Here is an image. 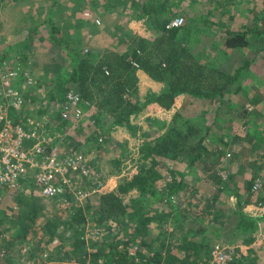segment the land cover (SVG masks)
I'll return each instance as SVG.
<instances>
[{"label": "rangeland", "instance_id": "1", "mask_svg": "<svg viewBox=\"0 0 264 264\" xmlns=\"http://www.w3.org/2000/svg\"><path fill=\"white\" fill-rule=\"evenodd\" d=\"M143 1L150 3L146 11L141 8ZM139 14L141 16L137 17ZM179 17L184 18L183 26L190 29L188 45L200 61L210 62L230 72H235L250 61L249 70L243 71L234 90L225 96L229 98L225 106H232L240 113L250 111L253 113L250 117H254L247 125L241 117L228 116L226 119L221 116V121L214 124L213 131L208 135L207 145L215 152L221 150L224 153L220 160L223 167L221 171L223 179L231 183L223 192L213 194V189L210 192L209 184L189 170L184 162L166 160L173 172L162 176L160 181L169 184L173 180H182L177 203L187 211L189 208V220L191 217L195 219L187 221L186 226L177 232L187 240L204 244V256L217 243H221L236 247V259L241 256L238 258L241 259L240 263L236 264H258L254 261L257 256L263 264L264 218L258 222V229L252 232L234 229L236 226L230 221L229 213L237 200L244 204L247 215L256 217L264 211V50L261 52L262 57L257 54L264 46V33L261 31H264V0H0V71L6 69L18 72L19 75L8 82L24 99L21 109H8L9 120L27 123L30 117L44 119V131L51 137L55 148L62 153L80 151L89 158L93 177L79 178L74 184L83 190L99 183L102 185V189L95 194L79 201L72 198V193V196L44 198L29 179L22 181L24 191L20 192V199L15 198L16 193L6 190L7 196L0 216L6 221V226H14L13 231L18 237L13 240L14 248L11 249L16 252L12 255L15 262L24 259L23 249L32 254L31 248L35 250L37 247L29 239V230L25 237L22 236L32 203L31 194L46 199H38L40 211L45 214L38 228L42 227L43 232L46 231L43 227L48 222V213H55L60 218L58 233L47 242L43 251L39 250H46V254H49L64 236H68L69 229H66L63 220L73 211L75 204L85 200L98 203L100 192L109 190L106 188L108 179L115 181L117 185L111 191L117 192L118 186L125 180L150 166L151 155L144 153V145L160 136L175 114L193 119L200 125L208 126L214 122L218 100H205L188 94L177 95L168 109L157 102L147 104L140 113L131 117V128L125 125L115 128L113 117L96 105L102 101L100 93L94 96L95 102L83 100L76 86L69 83L63 96L52 95L56 94L55 80L58 75L64 68L68 72L73 69V63L66 62L69 52L73 53V57L90 47L127 52L132 43L131 34L146 38L155 36L161 30L153 20ZM227 29L236 33L249 29L251 48L223 51L226 37L223 30ZM5 53L7 57H3ZM25 74L28 76L27 81L23 80ZM163 86L162 82L154 80L144 70L143 75L138 77L142 101L148 93L161 92ZM70 92L80 95L78 104L69 103L68 99L65 102ZM77 109L81 110V116L73 112H77ZM66 112L67 116H63ZM58 115L67 121L64 128L60 129L63 132L58 129ZM101 131V136H97L96 133ZM51 134L57 135L58 139ZM251 179L258 186L255 192L245 190V183ZM203 193L206 197L204 202L200 201ZM136 194L137 190L133 189L121 195V198L124 203H128ZM199 201L201 206H196ZM205 203L215 212L213 214L216 216L212 219H204L202 214H198V208ZM172 209L171 204L163 203L156 206L154 212L169 214L173 213ZM86 230L87 235H90L95 231L94 225L87 226ZM225 237H228L226 242ZM44 240H48V236ZM253 243L258 252L249 249V254L246 246ZM142 254L147 256L146 253ZM37 260L44 264H50L51 261L48 258L47 262L44 257ZM88 262L77 257L66 264H91Z\"/></svg>", "mask_w": 264, "mask_h": 264}, {"label": "trees", "instance_id": "2", "mask_svg": "<svg viewBox=\"0 0 264 264\" xmlns=\"http://www.w3.org/2000/svg\"><path fill=\"white\" fill-rule=\"evenodd\" d=\"M149 6L150 3L146 1L141 4L145 11ZM170 21L161 18L153 20L161 30L155 36L146 38L131 34L132 43L127 52L101 50L95 47L78 53L77 57H73V53L69 52L66 62L73 63V69L68 72L64 68L58 75L55 80L56 94L52 95L63 96L68 90L69 83L76 86L83 100L95 102L94 96L100 93L102 101H98L96 105L102 112L106 111L113 117L112 124L131 128V117L140 113L147 104L157 102L168 109L177 95L188 94L200 99L218 100L214 122L208 126L200 125L193 119L175 114L163 133L144 145V153L151 155L150 166L125 180L118 186L117 192L101 194L98 203L85 200L75 204L73 211L63 220L66 229H69L68 236H64L60 244L46 257L44 256L46 250L45 252L39 250L45 248L47 242L58 233L60 218L55 213H48V222L45 228L43 227L46 231L43 232L42 227L38 228L45 215L40 211L38 199H46L31 194L32 203L26 216L27 223L22 228V236L25 237L29 230V239L37 246V255H40L34 254L36 259L44 257L49 262V258L50 264H66L77 257L91 264H198L205 259L202 255L204 244L197 240H187L177 232L186 226L187 221L195 220L193 217L190 220L187 218L189 208L187 211L177 203L182 180L163 184L160 178L173 172L166 164V160L170 159L184 162L189 170L209 184L210 192L212 189L215 190L213 194L228 188L231 181L223 179L221 171L223 167L220 164L224 153L221 150L215 152L207 145L206 140L213 131L214 124L221 121V116L226 119L228 116L241 117L247 125L252 121L254 117H250L253 115L252 112L245 110L240 113L232 106H225L229 103V98L225 96L234 90L243 71L249 70L250 61L235 72L219 68L210 62L204 63L189 48L190 29L183 25L168 28L167 24ZM223 32L226 35L223 51L251 48L249 29L238 33L231 29ZM263 50L264 46L257 53L261 57ZM6 55L7 53L3 57H7ZM138 69L144 70L154 80L162 82L164 89L159 93H148L142 101L138 87ZM26 79L27 76L23 78L27 81ZM228 108L230 111H227ZM57 119L58 129H63L67 121L60 115ZM2 126L3 123L0 122V128ZM101 134L102 131L96 133L97 136ZM253 182H255L253 179L247 181L245 190L255 192L258 186ZM133 189L137 190L138 194L128 203H124L121 195ZM260 192L261 190L258 191ZM204 197L203 193L200 201L204 202ZM200 201L196 206H201ZM163 203L171 204L173 213L154 212L155 207ZM209 207V204L205 203L198 208V214H202L204 219H212L216 215L214 216L215 212ZM229 216L230 221L236 226L234 229L254 232L258 229V222L264 218V211L256 217L247 215L244 212V204L237 200ZM92 225L95 231L87 235V226ZM46 236L48 240H44ZM226 241L228 237H225ZM171 243L173 245H170ZM142 253H146L147 256ZM238 258L230 264L240 263L241 259ZM13 260L9 255L5 263L15 264Z\"/></svg>", "mask_w": 264, "mask_h": 264}, {"label": "built area", "instance_id": "3", "mask_svg": "<svg viewBox=\"0 0 264 264\" xmlns=\"http://www.w3.org/2000/svg\"><path fill=\"white\" fill-rule=\"evenodd\" d=\"M183 23L184 18L179 17L168 22L167 27H177ZM17 75L19 74L15 70L0 71V122L3 123L0 128V208L4 203L6 190L19 194L24 191L22 181L28 179L33 181L44 198L64 197L72 193V198L79 201L95 194L102 189L100 183L86 190L79 189L74 184L79 178L93 177L92 166L84 153H62L55 148L51 137L44 131L46 121L42 118L30 117L27 123L9 120L8 109L19 110L24 102L22 95L13 90L8 82ZM28 82L32 83L31 80ZM67 99L69 103L78 104L81 98L78 93L70 92L66 103ZM73 112L77 116L82 113L80 109ZM63 116H67V112ZM53 137L58 138L57 135ZM9 240V234L0 227V264H5L6 258L13 255L7 244ZM235 249L233 245L217 243L209 258L198 264H230L237 257ZM22 254L24 259H19L15 264H44L36 258L30 259L27 249H23Z\"/></svg>", "mask_w": 264, "mask_h": 264}, {"label": "crops", "instance_id": "4", "mask_svg": "<svg viewBox=\"0 0 264 264\" xmlns=\"http://www.w3.org/2000/svg\"><path fill=\"white\" fill-rule=\"evenodd\" d=\"M12 46H14L15 47V44L14 43H12ZM102 50V49H101ZM72 52V51H71ZM143 75V70L142 69H138L137 70V77H139V76H142ZM163 84V83H162ZM164 85V84H163ZM164 87V86H163ZM140 89V88H139ZM188 96H190V95H188ZM115 128H119V126H115ZM122 130V129H121ZM120 131V130H119ZM56 139H58L57 137H56ZM103 151V150H102ZM106 176H109V175H107L106 174ZM30 182H33L32 180L30 181ZM116 185L117 184H115V181L114 180H112V179H108L107 180V185H106V188L107 189H109L107 192H109V191H111V190H113L115 187H116ZM105 188V189H106ZM103 193H106L105 191H103V192H100V194H103ZM22 193H19V194H17L16 196H15V198H17V199H20L19 198V195H21ZM6 196H7V193L5 194V198H6ZM31 202H32V199H31ZM30 202V203H31ZM3 205V204H2ZM1 208H2V206H1ZM1 208H0V213H1ZM6 221L4 220V219H2L1 218V216H0V227H2L8 234H9V236H10V240L8 241V246L12 249V248H14L13 246H12V244H13V240L14 239H16L17 238V235H15V230L13 231V228H14V226L12 225V224H10L9 226H6ZM256 244L255 243H253L252 245H248V246H246V248L248 249L246 252H249V254H251L250 253V251H249V249H253V250H255V252L257 253L258 251H256V249L254 248V246H255ZM213 248V247H212ZM32 249V254L30 253V257L31 258H35V256L37 255V250L38 249H35L34 250V248H31ZM245 248H243V249H241V251L242 250H244ZM211 251V250H210ZM14 253H16L14 250H13V254ZM210 253L211 252H209V254H207L206 256H204V258H208L209 257V255H210ZM242 253V252H241ZM253 253V252H252ZM34 254H36L35 256H34ZM13 257V259H15L14 258V256H12ZM244 256L242 255V258H243ZM258 259V260H257ZM234 261H236V259L234 260ZM254 261H256V263H258V264H262V263H260L259 261H260V258L257 256V258L255 257L254 258ZM12 262H15V260H13ZM201 262V261H200ZM204 261H202V263H203ZM6 264V263H5ZM7 264H10V263H7ZM263 264H264V262H263Z\"/></svg>", "mask_w": 264, "mask_h": 264}]
</instances>
